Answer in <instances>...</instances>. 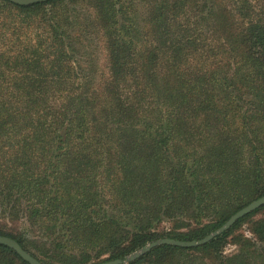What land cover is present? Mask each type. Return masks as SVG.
<instances>
[{"label":"trees","instance_id":"trees-1","mask_svg":"<svg viewBox=\"0 0 264 264\" xmlns=\"http://www.w3.org/2000/svg\"><path fill=\"white\" fill-rule=\"evenodd\" d=\"M262 196L264 0H0V235L124 261ZM121 264H264V204Z\"/></svg>","mask_w":264,"mask_h":264},{"label":"water","instance_id":"water-1","mask_svg":"<svg viewBox=\"0 0 264 264\" xmlns=\"http://www.w3.org/2000/svg\"><path fill=\"white\" fill-rule=\"evenodd\" d=\"M17 4H21V5H25V4H31V3H35V2H40V1H46V0H11ZM264 204V196L260 197L259 199H256L254 201H252L251 203H249L248 205H246L245 207H243L242 209H240L238 212H236L234 215H232L220 228H218L217 230L211 232L209 235H207L206 237H204L201 240H193V241H179V240H175V239H159L157 241L151 242L149 244H147L146 246H144L143 248L131 253L126 260H115V261H109V262H103L100 264H121L123 262H128L140 255H142L143 253L149 251L151 248H153L154 246H157L159 244H163V243H170V244H174V245H179V246H185V247H193V246H198L201 244H205L208 241H210L211 239H213L214 237L220 235L221 233H223L224 231L230 229L235 222H237L240 218L244 217L245 215L253 212L254 210H256L257 208H259L260 206H262ZM0 244H5L9 247H12L14 250H16V252L26 261H28L30 264H42V262L37 259L36 257H34L33 255H31L28 251H26L15 239L8 237V236H2L0 235Z\"/></svg>","mask_w":264,"mask_h":264},{"label":"rangeland","instance_id":"rangeland-1","mask_svg":"<svg viewBox=\"0 0 264 264\" xmlns=\"http://www.w3.org/2000/svg\"><path fill=\"white\" fill-rule=\"evenodd\" d=\"M261 216V214L257 215V217ZM0 220H8V219H0ZM11 224H13L11 222ZM177 223H170L168 221H165L161 227H165L166 229L168 228H172L176 225ZM244 233L245 236L248 237H252V234L249 231V225L247 223H245L242 227L241 230L239 231V233ZM240 248V244L239 243H234V242H228V244L226 245V247L224 248V253L225 254H233L235 252L238 251V249Z\"/></svg>","mask_w":264,"mask_h":264}]
</instances>
